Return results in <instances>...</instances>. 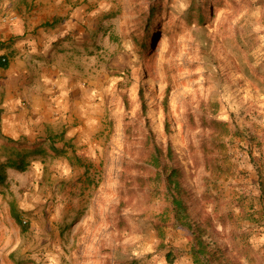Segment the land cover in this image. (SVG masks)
<instances>
[{
	"label": "rangeland",
	"instance_id": "1",
	"mask_svg": "<svg viewBox=\"0 0 264 264\" xmlns=\"http://www.w3.org/2000/svg\"><path fill=\"white\" fill-rule=\"evenodd\" d=\"M44 1L50 0L10 3L21 13ZM58 1L63 14L54 21L69 35L54 42H63L61 51L70 50L76 57L70 62L68 104L60 105L65 115L51 124L23 101L27 116L17 127L3 121L0 108V163L7 147L40 150L25 158L24 172L4 169L0 264H167L168 251L176 257L173 264H192L186 256L191 234L165 227V247L160 246L154 224L166 204L129 186L135 173L124 148V127L133 128L139 141L146 129L139 88L156 143L162 148L170 143L185 169L192 220L213 223L221 246L231 247L229 234L237 230L240 252L260 259L264 225L244 220L242 208L249 212V203L257 201L255 165L264 158V0H197L202 10L211 3L202 25L186 19L190 8L193 15L197 10L191 0H164L167 15L145 50L139 44L138 6L145 8L148 0ZM73 10L79 18L71 15ZM75 24L81 36L75 34ZM199 103L218 104L217 118L240 135H215L223 144L214 155L224 169L221 174L205 172L202 166L189 169L187 146H198L201 130L187 129L186 114L197 115L198 122ZM165 119L169 135L164 134ZM210 133L206 130L205 135ZM12 208L26 223L25 232ZM221 223H226L225 230ZM226 254L229 259L235 255Z\"/></svg>",
	"mask_w": 264,
	"mask_h": 264
},
{
	"label": "trees",
	"instance_id": "2",
	"mask_svg": "<svg viewBox=\"0 0 264 264\" xmlns=\"http://www.w3.org/2000/svg\"><path fill=\"white\" fill-rule=\"evenodd\" d=\"M167 4L168 1H166ZM210 5L211 3L207 2L205 4L207 11L202 10V4L200 2L191 0L190 6L193 8L197 6V10L194 15L191 8L187 12L186 19L189 21V24L196 23L202 25L205 21L203 12L210 13ZM138 7L140 13L136 12L139 14V29L140 33H142V40L139 44L141 50H145L152 40L151 37H154V33L158 31L161 18L167 15V7H165L164 0H148L145 8L144 6ZM55 24L56 22L54 21L51 25ZM0 66L2 68H6L7 66L5 62L1 61V58ZM169 92L170 89L167 87L165 89V102ZM137 95L140 102V114L145 119L146 129L139 141L138 138H135L137 137V132L133 128L124 127V132L127 136L125 142L126 147L124 148L132 157V166L135 173L133 176H130L131 182L129 186L131 187L133 185L137 187L148 198L157 196L166 204L164 213L159 217L160 221L154 224L159 245L165 247L164 228L173 227L188 231L191 234L192 240L186 251V256L189 257L192 264H264V255L257 260L255 257H250L240 252L237 244L240 233L237 230H233L229 234V238L232 240V246L230 247L226 244L221 246L215 241L219 237L217 236L218 232L214 229L213 223L201 224L192 220L189 212L190 205L188 204V201L191 199V192L185 184V169L178 162L170 143H167L165 148L160 147L156 143L155 134L146 118L148 104L141 88H139ZM199 107L202 108V115H199L198 122L196 121L197 115H194L190 111L186 114L187 129L194 131L199 128L201 130L197 137L198 146L195 147L192 143H189L187 146V152L192 162V166L189 169L193 170L194 168L202 166L205 172L221 174L224 169L215 160L214 155L217 150L223 147V144L221 145V143L216 141L215 135H219L220 137L240 135L237 129L230 130L227 122L220 121L217 118L218 104L199 103ZM208 110L211 111L209 115L207 113ZM163 129L165 135L171 134L170 123L167 119L163 123ZM206 130L211 131L209 137L205 135ZM52 149L54 148L52 147ZM39 153L40 150L38 148L20 152L16 147H7L5 160L0 163V168L2 169L0 182L2 183L4 180L5 168L22 173L28 165L25 158ZM60 153L58 152V154ZM249 154H252L251 151H249ZM261 159V164L255 165L259 196L256 202L249 203V212L242 208V218L248 222H253L257 226L264 225V158L262 157ZM11 211L16 224L22 232H25L27 228L26 223L20 219L14 208ZM220 225L222 230L226 229V223H221ZM209 229H211V233L208 232ZM228 252L235 253L232 259L227 258L226 253ZM164 258L167 264H173L176 260V257L171 251H168ZM123 264L140 263L137 260H128Z\"/></svg>",
	"mask_w": 264,
	"mask_h": 264
},
{
	"label": "crops",
	"instance_id": "3",
	"mask_svg": "<svg viewBox=\"0 0 264 264\" xmlns=\"http://www.w3.org/2000/svg\"><path fill=\"white\" fill-rule=\"evenodd\" d=\"M12 1L0 0V58L7 64L6 68L0 66V108L6 116L3 121L16 123L18 127L19 120L27 116L21 104L25 101L40 119L58 123V118L66 112L60 105L68 104L69 100L71 57L76 58L70 50L61 51L63 42L58 45L54 42L69 35L60 26L51 25L57 15L63 14L58 7L59 1H44L43 6L37 5L21 13L13 10ZM73 11L71 15L79 18V11ZM75 25V34L81 36L82 31ZM77 37L76 41L80 39ZM62 74L66 77H61ZM59 121L64 122V119Z\"/></svg>",
	"mask_w": 264,
	"mask_h": 264
},
{
	"label": "built area",
	"instance_id": "4",
	"mask_svg": "<svg viewBox=\"0 0 264 264\" xmlns=\"http://www.w3.org/2000/svg\"><path fill=\"white\" fill-rule=\"evenodd\" d=\"M2 62H5L6 60L4 58L1 59Z\"/></svg>",
	"mask_w": 264,
	"mask_h": 264
}]
</instances>
